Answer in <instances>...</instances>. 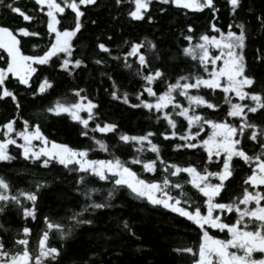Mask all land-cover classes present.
Listing matches in <instances>:
<instances>
[{
	"label": "snow or ice",
	"instance_id": "6c2138e0",
	"mask_svg": "<svg viewBox=\"0 0 264 264\" xmlns=\"http://www.w3.org/2000/svg\"><path fill=\"white\" fill-rule=\"evenodd\" d=\"M158 3L160 13L168 12L165 5L199 12L220 10L215 0ZM228 3L234 19L227 30L218 25V16H213L209 31L199 35H194L195 28L188 23L180 31L186 43L179 46L178 52H166L160 42L148 36L124 39L115 48L96 37L95 47L107 59L97 58L98 53L90 57L96 65H107L111 60L125 70L124 75L133 81L132 93L122 90L110 73L101 72L112 82V98L133 109L146 110L151 114L149 119L154 117L158 123L163 120L170 130L159 135L175 141L171 146L176 152L199 153L202 163L196 164L166 159L162 145L154 140L155 131L129 134L118 131L117 122L101 120L97 111L100 105L89 98L86 88L74 87L69 90L70 95L55 98L38 111L35 119L21 115V89L10 86L13 79L23 86L24 93L44 98L56 91L58 70L75 77L77 70L88 68L85 51L77 52L78 42L74 41L85 28L82 18L87 6L98 4L97 0H34L36 7L31 11L36 15L15 3L6 5L24 21L36 20L37 26L44 23L46 31H37L31 24L16 28L0 24V100L10 98L14 105L13 115L0 122V163L17 160L18 156L10 151V146H15L24 160L44 168L58 164L69 174H76L72 191L82 198V203L79 208L68 207L60 219L50 215L38 217L37 202L43 192L52 188L51 182L35 180L30 182L31 187L24 188L0 175V231L4 233L0 235V264H60L75 230L95 223L86 214L114 207L112 201L121 191L154 208L177 214L195 226L198 244L173 249L191 254L192 264H264V255H256L264 254V122L255 115L264 117V78L252 72L246 56L249 27L238 16L243 0ZM4 4L5 0H0V5ZM115 4L132 5L127 11L131 21L158 23L152 14L153 0H115ZM69 9L74 15L64 17ZM68 19L71 23L65 26L62 20ZM257 20L264 30V14ZM35 37L46 41L43 47L32 41ZM26 44L34 50L31 54L26 53ZM256 53L255 60L264 62V48L257 47ZM181 60L182 67L175 63ZM49 115L69 117L77 124L78 134L90 141L89 145L77 148L50 139L40 122L41 116L46 120ZM178 124L182 125L180 131ZM97 133H114L117 144L110 145ZM93 144L110 158H92ZM120 146L130 147L134 154L122 159L115 151ZM148 151L154 156L146 158L143 154ZM237 162L246 165L248 171L240 193L232 194L229 190ZM92 180L111 185L102 200L96 198L102 189ZM13 212L24 224L9 236L12 229L6 226L4 218ZM38 218L44 227L35 248H31L33 227L29 221ZM122 224L136 235L128 220ZM213 229L224 233L225 238L212 234ZM54 237L59 238L60 246L50 243Z\"/></svg>",
	"mask_w": 264,
	"mask_h": 264
},
{
	"label": "trees",
	"instance_id": "16d2710c",
	"mask_svg": "<svg viewBox=\"0 0 264 264\" xmlns=\"http://www.w3.org/2000/svg\"><path fill=\"white\" fill-rule=\"evenodd\" d=\"M8 3H15L31 15H36L31 11L36 5L34 0H5L4 5H0V24L9 25L14 28L27 26L31 24L35 30L40 32L46 31V25L37 21H24L19 14L13 13L6 7ZM219 7V12L213 13L209 9L203 12L185 10L167 6L168 12L160 13L161 5L158 0H153L152 14L157 17L158 23L152 24L146 21L135 22L131 21L127 16V11L132 7L131 4H124L117 7L115 0H97L98 6H87L86 15L83 19L85 28L82 29V35L78 34L77 52L85 51V59L89 60L88 68L77 70L75 77L66 75L63 71L58 70V75H55L58 87L51 95H46L44 98H33L22 91L23 86L15 83L10 85L13 88H20V99L22 102L21 115L25 117L36 118L38 111L48 105L51 101L61 95H70L69 90L74 87L86 88L89 98L96 101L100 107L97 111L100 112V119L104 121H115L119 124L118 131H124L129 134H142L145 131L152 130L157 132L154 140L162 145V154L166 159L187 163H202L197 155H192L191 152L186 154L184 151L176 152L172 148L175 141L165 140L159 135L167 129L163 120L159 123L155 118L149 119L151 114L143 109H133L125 105L121 101L114 100L110 95L112 90L111 80L108 76L101 75V72L110 73L117 79L122 90H127L130 93L134 91V85L131 77L124 75L125 70L116 67V62L109 60L107 65H96L91 62L90 57L98 53L97 58L107 59L106 54L98 52L96 49V37L101 41L115 46L122 43L124 39H140L148 36L161 43L162 47L167 52H178L179 46L185 44L183 37L180 36V31L188 23L193 24L195 28L194 35L209 31L213 16H218L217 21L219 26L226 29V26L234 19L230 14V5L228 0H215ZM251 8L252 11H248ZM187 11V15L184 13ZM264 14V0H243V7L238 10L240 19L245 20L249 27L250 40L249 47L246 49V56L249 60L252 72L258 78H264V62L255 60L257 55L256 48H264V30L260 29L257 17ZM64 17L74 15L71 10H67ZM43 17V13L40 14ZM95 20L96 23H92ZM62 23L67 26L71 20H62ZM235 30V29H234ZM215 34V33H212ZM112 39L108 40L107 37ZM34 43H40L43 47L46 41L40 37L31 38ZM26 53L31 54L34 50L30 44L24 46ZM175 63L183 66V61ZM179 70V69H177ZM50 76L52 73H46ZM39 75V73H37ZM35 80V77H33ZM33 87H36L34 84ZM135 103V97H130ZM225 108L227 105L224 106ZM14 105L10 98L0 100V122L13 115ZM223 110H221L222 115ZM261 122H264V117L255 114ZM182 119V118H181ZM42 128L50 139H54L60 143L68 144L71 147H86L90 141L86 137L78 134V126L69 117H55L49 115L48 119L40 117ZM21 122L18 121V125ZM182 130V125L178 124L177 131ZM104 136L110 145H116L118 137L114 133L99 134ZM95 149L90 153L94 159L110 158L108 153L100 151L93 144ZM10 151L18 156L17 160L10 164L0 163V175L12 181L18 187H31V181L47 180L51 182L52 188L42 193L38 205V217L50 215L60 219L66 215V209L70 206L79 208L82 203V198L73 193L72 189L75 186V173L69 174L62 166L53 164L50 168H44L31 161L24 160L19 157V150L15 146H10ZM116 154L122 159H127L133 153V149L127 146L115 148ZM146 158L154 156L150 151L143 154ZM138 167V166H134ZM247 166L242 162H237V172L231 181L232 187L229 190L232 194H239L241 191L240 185L242 179L247 174ZM148 175V174H146ZM96 187L102 189L101 193L97 194V200H102L107 188L111 185H106L105 182H96L92 180ZM114 207L110 209L99 210L95 214L87 213V218L94 219L95 223L91 226H82L75 230L74 238L69 240L60 264H84L89 261V264H192L191 254L177 253L173 251L177 247L193 246L199 242V234L194 230L195 226H190V222L184 218L178 217L177 214L170 213L162 208H154L144 201L137 200L128 194L127 191H121L115 200L112 201ZM128 220L131 229L135 232V236L128 230L124 229L122 222ZM6 226L12 229V232L7 235H12L16 229L21 228L24 221L16 213H10L4 218ZM33 227L31 248H35L38 234L44 225L38 218L36 221H29ZM4 233L0 231V235ZM50 243L60 246L61 241L58 237L50 240ZM93 253L96 255L93 257Z\"/></svg>",
	"mask_w": 264,
	"mask_h": 264
},
{
	"label": "rangeland",
	"instance_id": "374dc122",
	"mask_svg": "<svg viewBox=\"0 0 264 264\" xmlns=\"http://www.w3.org/2000/svg\"><path fill=\"white\" fill-rule=\"evenodd\" d=\"M246 102H247V101H246ZM36 143H39V142H36ZM211 231H212V234L217 235V236H219L220 238H225V234H224V233H221V232H219L218 230H215V229H213V230H211ZM256 255H257V256H260V255H264V254L256 253Z\"/></svg>",
	"mask_w": 264,
	"mask_h": 264
}]
</instances>
